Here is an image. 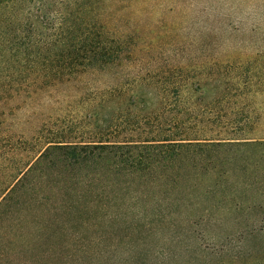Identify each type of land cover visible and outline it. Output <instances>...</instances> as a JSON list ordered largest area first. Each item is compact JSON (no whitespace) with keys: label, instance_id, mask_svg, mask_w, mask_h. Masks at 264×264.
Masks as SVG:
<instances>
[{"label":"trees","instance_id":"16d2710c","mask_svg":"<svg viewBox=\"0 0 264 264\" xmlns=\"http://www.w3.org/2000/svg\"><path fill=\"white\" fill-rule=\"evenodd\" d=\"M126 2L0 0V264H153L141 247L158 237L150 230L185 227L199 242L194 227L223 223L252 227L209 249L205 264H264V224H253L264 211V140L238 138L240 124L194 128L227 119L211 114L219 106L195 110L205 62L178 51L157 63L149 43L132 45ZM225 80L216 94L239 98V80ZM42 98L83 117L17 137L4 128ZM101 243L128 255L113 259ZM155 259L174 258L162 249Z\"/></svg>","mask_w":264,"mask_h":264},{"label":"rangeland","instance_id":"374dc122","mask_svg":"<svg viewBox=\"0 0 264 264\" xmlns=\"http://www.w3.org/2000/svg\"><path fill=\"white\" fill-rule=\"evenodd\" d=\"M126 1L125 8L120 12L121 18L126 17L127 22L121 23L126 24L128 32H131L129 38L132 45L138 37L142 38L144 44L149 43L155 50V55L151 57L157 63L161 54L168 56L172 63L178 59V51L191 53L189 56L193 62H205L201 80L208 79L203 80L207 82L208 91L204 92L203 98L196 92L192 98V101L197 102L195 110L219 106L211 114L214 118L220 116L227 119H218L219 121L216 120L213 124H202L194 128L229 130L235 126L234 124L236 126L240 124L239 128L243 131L238 133V138L264 140V0ZM132 69L129 67L119 70V80L136 71V68ZM223 77L231 84L239 80L240 87L243 86L239 98L225 99L216 94L213 84ZM149 99L147 100L150 101ZM37 103L41 105L15 110L12 116L6 119L4 128H11L17 137L37 128H56L54 126L57 120L79 121L83 117L76 109L68 114L63 108L49 105L45 98ZM85 128H95V125L87 124ZM3 169L4 167L0 165V176ZM263 173L264 171L260 170L258 176ZM233 177H236V172L233 173ZM256 202L264 210V196L258 195ZM255 217L264 224V211ZM260 221L254 222V226L260 225ZM250 227L252 226L249 223L198 225L191 232L200 236L199 242L187 237L185 227L175 229L163 227L158 229V233L152 229L149 232L158 234V237L152 240L144 239L141 247L147 250L148 260L153 264L156 262L157 252L162 249L174 258L165 264H192L189 259L195 254L200 258V262L194 264H205L211 257L209 249L218 248L225 238L232 237L238 232H249ZM171 232L178 236L173 238ZM144 233V230H141V236H144ZM175 238L179 240L176 247L171 244ZM101 244L100 249L113 259L121 260L128 255L127 245L122 248L123 245L118 244L117 247L108 246L107 249H104L103 245L102 249ZM198 244L204 250L203 254L193 251L197 249ZM17 263L26 264L24 261L14 259L13 264Z\"/></svg>","mask_w":264,"mask_h":264}]
</instances>
